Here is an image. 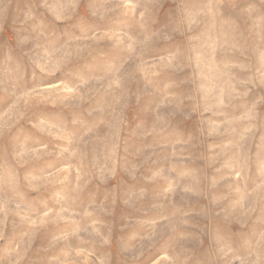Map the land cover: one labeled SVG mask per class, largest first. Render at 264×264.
<instances>
[{
  "label": "rangeland",
  "instance_id": "1",
  "mask_svg": "<svg viewBox=\"0 0 264 264\" xmlns=\"http://www.w3.org/2000/svg\"><path fill=\"white\" fill-rule=\"evenodd\" d=\"M0 264H264V0H0Z\"/></svg>",
  "mask_w": 264,
  "mask_h": 264
}]
</instances>
